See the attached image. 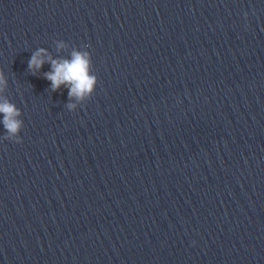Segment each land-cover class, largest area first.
<instances>
[{
  "label": "water",
  "instance_id": "1",
  "mask_svg": "<svg viewBox=\"0 0 264 264\" xmlns=\"http://www.w3.org/2000/svg\"><path fill=\"white\" fill-rule=\"evenodd\" d=\"M64 42L0 54V264H264V22ZM39 48L90 53L75 111Z\"/></svg>",
  "mask_w": 264,
  "mask_h": 264
},
{
  "label": "clouds",
  "instance_id": "2",
  "mask_svg": "<svg viewBox=\"0 0 264 264\" xmlns=\"http://www.w3.org/2000/svg\"><path fill=\"white\" fill-rule=\"evenodd\" d=\"M247 15V14H245ZM57 50L62 51L68 47L63 40H57ZM85 49L87 46H84ZM45 63L51 64V71L44 73V78L51 83V91L57 92L61 86L68 89L69 103L66 108L75 111L79 103H83L93 95L98 78L92 72V59L87 50L74 48L70 58L60 57L54 59L46 49L36 50L28 61V70L35 75ZM8 86L7 78L0 70V124L5 130L4 140L21 143L20 132L23 128L21 110L5 95Z\"/></svg>",
  "mask_w": 264,
  "mask_h": 264
}]
</instances>
